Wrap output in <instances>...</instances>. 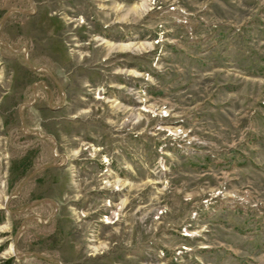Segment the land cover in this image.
<instances>
[{
  "label": "rangeland",
  "instance_id": "rangeland-1",
  "mask_svg": "<svg viewBox=\"0 0 264 264\" xmlns=\"http://www.w3.org/2000/svg\"><path fill=\"white\" fill-rule=\"evenodd\" d=\"M0 264H264V0H0Z\"/></svg>",
  "mask_w": 264,
  "mask_h": 264
}]
</instances>
